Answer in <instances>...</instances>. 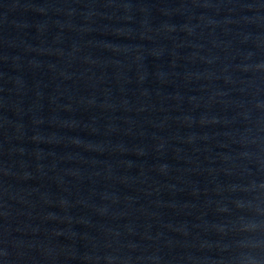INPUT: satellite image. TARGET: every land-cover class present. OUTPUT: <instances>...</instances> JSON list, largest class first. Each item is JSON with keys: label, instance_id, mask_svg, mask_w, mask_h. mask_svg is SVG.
I'll list each match as a JSON object with an SVG mask.
<instances>
[{"label": "water", "instance_id": "95a60500", "mask_svg": "<svg viewBox=\"0 0 264 264\" xmlns=\"http://www.w3.org/2000/svg\"><path fill=\"white\" fill-rule=\"evenodd\" d=\"M0 264H264V0H0Z\"/></svg>", "mask_w": 264, "mask_h": 264}]
</instances>
